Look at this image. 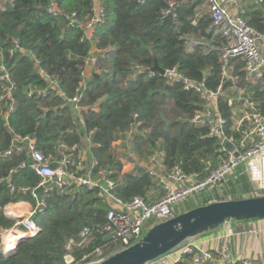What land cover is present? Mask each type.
Wrapping results in <instances>:
<instances>
[{"label": "trees", "instance_id": "1", "mask_svg": "<svg viewBox=\"0 0 264 264\" xmlns=\"http://www.w3.org/2000/svg\"><path fill=\"white\" fill-rule=\"evenodd\" d=\"M52 1L57 2L62 12L59 18L48 13ZM172 1L178 4L176 21L163 18L162 11L167 8L165 0H148L144 4L137 0H99L104 19L96 29L95 44L99 50L108 52L89 77L80 103L88 110L81 115L48 89V83L39 75L30 57L21 52L11 55L10 50L15 41L32 50L42 68L57 79L68 97H73L91 46L80 42L82 30L69 28L67 17L76 14L81 21L88 19L93 11L91 0H12L0 7V54L10 71L15 101L8 120L0 119V152L10 147L15 135L31 136L36 139L37 150L46 157L59 159L60 146L87 148L88 136L93 132L91 157L98 162L93 176L98 178L99 171L107 172V179L118 184L120 198L130 201L139 197L146 203L150 188L157 186L156 181L143 169L137 174H123L124 164L116 157V143L128 136H131V152L140 162H154L155 154H163L161 165L165 173L179 166L185 174L196 175L197 181H203L210 170L219 167L227 159L225 150L232 147L209 138L207 128L192 124L201 109L199 98L179 85H168L159 74H149L157 63L163 71L178 67L191 79L207 78L211 88H216L222 80L218 51L207 54L204 47H197L191 53L181 40L183 36H190L214 46L222 45L219 38L212 42V35L208 33L212 25L209 16L201 17L197 26L192 25L202 9V1ZM241 16L251 27L264 33L262 9L241 12ZM231 64L236 77L242 81L243 61L236 59ZM139 67L146 72L137 74ZM7 88L9 84L0 80V96ZM254 89L256 94L252 98L262 100V88ZM30 90L36 91L32 97L27 95ZM45 90H48L46 96L38 94ZM94 106L98 111L90 110ZM220 106L228 122L227 135L238 145L242 134L232 131V106L227 102ZM25 160L23 154L0 161V180ZM243 169L239 167L235 177H228L231 187L228 195L236 196L243 190L255 192ZM39 182L40 178L32 171L23 169L12 175L9 183L0 184V233L12 229L16 223L4 213V207L21 202L34 206L30 195L20 193L19 189L35 188ZM10 187L16 191L11 193ZM215 189L200 193L213 191L203 204L219 198ZM259 192V196H264V190ZM44 201L45 212L34 217L39 233L21 239L10 254H3L0 249V264H66L69 255L78 264L85 256L91 259L96 249L103 251L104 258L121 249L118 242L102 232L108 205L96 193L83 189L64 194L53 191ZM198 206H190L189 210ZM84 227L91 228L92 234L83 242L79 236ZM192 260L193 256L185 255L177 264H191Z\"/></svg>", "mask_w": 264, "mask_h": 264}, {"label": "built area", "instance_id": "2", "mask_svg": "<svg viewBox=\"0 0 264 264\" xmlns=\"http://www.w3.org/2000/svg\"><path fill=\"white\" fill-rule=\"evenodd\" d=\"M144 4L148 0H137ZM202 9L195 15L192 25L197 26L201 17L207 15L212 20V25L208 33L212 35V42L217 38L222 41L221 46H214L196 40L190 36H183L181 40L185 43L188 52H194L197 47H204L208 53L219 52V61L222 66V80L216 88L209 87L207 78L195 80L186 77L180 72L178 67L164 70L163 74L149 71V74L162 76L168 85H179L186 92L194 93L201 101V109L192 119V124L208 129V137L218 139L222 145H231L227 152V159L217 168L210 170L203 181H197L196 175H187L179 166H175L170 172L160 173L154 169H149L147 173L152 177L158 187L164 191V196L154 204L146 203L142 198L136 197L130 201H124L117 195L118 184L107 179V172L99 171L98 178L93 176L94 170L98 167L96 159L91 157L88 164L86 155L82 149L66 145L59 147L61 157L55 159L52 156L46 157L36 148V139L31 136L15 135L10 147L0 152V161H6L16 155H26L23 161L15 170H11L7 178L0 180V184L9 183L12 175L19 170L29 169L40 178V182L35 188L22 187L20 193L30 195L35 205H30V211L26 217L15 215L10 210L13 205L4 207V213L16 220L14 227L0 233V249L3 254H9L17 246L19 239L10 246L12 240L9 236L12 232L25 233L23 238L33 237L39 233V228L34 222V217L43 214L46 210L44 197L55 191L60 194L71 193L74 190H86L97 194L108 205L107 222L102 228V232L108 234L114 241L121 245V249L130 247L136 242L144 231L151 228L153 221L161 222L174 218V207L189 198L198 195L206 190L217 187L220 183L231 176L239 167H244L248 172L251 181L260 185L264 190V98L263 101L254 99L240 85L245 83L252 87L260 86L264 88V33L251 27L241 16V6L244 0H200ZM12 0H4V4ZM93 4L92 14L85 21L77 19L76 14L67 17V25L72 29H80L83 32L81 43H88L91 49L84 60L81 70V82L73 97H68L61 89L56 78H53L42 68V63L35 57L32 50L23 48L18 41L14 42L10 54L21 52L30 57L35 62L39 75L48 83V89L56 92L74 110L81 115L82 111L88 110L81 107V100L88 85L89 77L96 71L100 59L104 58L108 51L99 50L95 44V32L97 27L103 22L104 9L99 0H91ZM167 8L162 11L163 18L171 17L176 21V8L178 4L172 0H165ZM254 7L262 9L264 12V0H255ZM1 7V6H0ZM48 13L55 18L62 15L57 2L52 1L48 7ZM0 80L9 84V88L4 89L0 96V119L8 120L15 108V101L12 98V81L10 71L6 68L2 54H0ZM241 59L244 63V77L242 81L234 76V67L231 62ZM146 70L137 68L136 73L142 74ZM48 90L39 91L38 94L46 96ZM36 91L30 90L27 95L32 97ZM230 97L237 104L242 118L237 126L232 128L233 132L241 133L242 138L238 145L233 138L227 135L228 122L224 118L220 104L228 103L232 106ZM9 101V104L7 103ZM5 103L7 108L4 110ZM90 110L97 111V106ZM234 118L235 112L232 108ZM80 122L84 125V119L80 116ZM91 132L88 136V146L91 153L92 141ZM14 187H10V192L14 193ZM42 193V194H41ZM11 208V209H10ZM92 229L84 227L80 233V239L86 241L90 238ZM249 235L264 236V229H255L248 232ZM232 232L224 235H217L212 239L211 248H201L197 241L190 242L185 248L164 256L151 264H177L183 256L191 255V264H252L248 258L233 257L231 249ZM9 238V239H8ZM22 238V239H23ZM10 240V241H9ZM218 249L215 250V245ZM98 262L104 260L103 251L96 249L94 256ZM89 256H85L82 262H86ZM66 264H77L72 256L66 257Z\"/></svg>", "mask_w": 264, "mask_h": 264}, {"label": "water", "instance_id": "3", "mask_svg": "<svg viewBox=\"0 0 264 264\" xmlns=\"http://www.w3.org/2000/svg\"><path fill=\"white\" fill-rule=\"evenodd\" d=\"M152 72L163 74L164 71L155 63ZM156 159L159 161L158 157ZM259 220H264V196L214 201L155 223L130 247L95 264H151L192 241L232 232L237 224Z\"/></svg>", "mask_w": 264, "mask_h": 264}, {"label": "crops", "instance_id": "4", "mask_svg": "<svg viewBox=\"0 0 264 264\" xmlns=\"http://www.w3.org/2000/svg\"><path fill=\"white\" fill-rule=\"evenodd\" d=\"M255 0H244V2L242 3L241 6V12H246V11H251V9L254 10H258L259 8L254 7V2ZM244 67V66H243ZM243 70V69H242ZM234 76L235 75V71H234ZM245 84V83H243ZM246 88L243 87L247 93H249V95H251V97L256 94V92L254 91L255 87H252L251 85H247L246 84ZM261 92L264 93V88L261 89ZM264 98V96H263ZM232 99V108L235 112L234 118H233V127H236L238 122L241 120L242 118V114L237 106V104L235 103V101H233V97L230 98ZM259 100V99H258ZM261 102L263 101L260 100ZM98 111V108H97ZM131 136H128L126 138V140H120L116 143V152L122 148L126 146V142L128 141V139H130ZM131 142V141H130ZM84 150V153L86 155V159L87 162L89 164L90 159H91V153L89 151V146L86 148V146H84V148H82ZM156 157L159 158V161L156 159ZM163 154H155L154 156V162L151 160L150 162H144V161H139L138 159H135V157L133 156L132 153V160L134 161V165L132 167V169H130L129 171L126 169L127 165L129 166L130 164H125V162H123L122 159V163L124 164L122 173L123 174H127V173H135L137 174V172L139 171V169H143L144 171H148L149 169H154L157 172L160 173H165L164 168L162 167V158ZM156 162V163H155ZM249 180L251 181V179L249 178ZM252 183V182H251ZM219 187L222 188V185L218 186L214 191H217L218 197L220 198V200H238V199H246V198H251L253 196L252 192H247V191H242L241 193H239L236 196L233 195H228V191L229 189H227L226 194L225 195H221L219 193ZM253 188V187H252ZM225 192V190H223ZM211 193H213V191H210L204 195L200 194L195 196L193 199L190 200L189 206L188 205H176L174 207V213L175 215H180L184 212L189 211V207L190 206H196L199 205L200 206H204L208 203L214 202V201H219V198H211L208 200V203L203 204L204 201L206 200L205 198L210 195ZM164 196V191L163 189H161V187L158 186H153L150 188L148 196L146 198V201L148 204H154L155 202H157L158 200H160L162 197ZM205 199V200H204ZM22 207H24V212H22V216L26 217V215H28L29 211H30V205L29 204H22ZM14 208H16V206H14ZM12 208V209H14ZM197 208V207H194ZM192 208V209H194ZM11 209V208H10ZM249 224L247 227H242L243 225ZM154 224H152L153 226ZM151 226V227H152ZM255 229H264V220H259V221H253L250 223H244V224H237L233 227L232 233L233 236L231 238V249H232V255L233 257L236 256H241V257H245L248 258L252 264H264V236H260V237H255V236H251L248 234L249 231H253ZM227 232H222V233H218L215 235H210V236H206L203 238H200L197 240V242L199 243V245L201 246V248H211L212 246V239L217 236V235H224ZM16 234H22L21 237H17ZM12 235L15 238V242L18 241L19 239H22L23 235H25V233L18 231L17 233L12 232ZM218 245L216 244L214 249L217 250L218 249Z\"/></svg>", "mask_w": 264, "mask_h": 264}, {"label": "rangeland", "instance_id": "5", "mask_svg": "<svg viewBox=\"0 0 264 264\" xmlns=\"http://www.w3.org/2000/svg\"><path fill=\"white\" fill-rule=\"evenodd\" d=\"M5 4H4V0H0V6L1 7H3ZM230 98H232V97H230ZM232 100V99H231ZM83 150V149H82ZM84 151V150H83ZM116 157L118 158V160H121L122 161V159H123V162H125V164H130L129 166L127 165L126 167V169L129 171L130 169H132V167H133V165H134V161L132 160V152H131V143H130V139H128V141L126 142V146L123 148V150H122V148H120L117 152H116ZM122 158V159H121ZM245 170V171H244ZM237 171L238 170H236L230 177L231 178H233V177H235V175H236V173H237ZM243 173H244V175H246L247 177H249L250 178V176H249V174H248V172L246 171V169H243ZM251 179V178H250ZM228 180H230V179H226V183H224V182H222L221 184H219L218 186H220V185H222V188L221 187H219V193L222 195H225L226 194V191H227V189H231V187L229 186V182H228ZM252 181H250V183H251ZM252 184V187H253V190L255 191V192H252V195L251 196H253V197H257V196H259V195H261V193L259 192V190H262V188L260 187V185L259 184H257V183H254V182H252L251 183ZM217 186V187H218ZM216 187V188H217ZM223 190H225V192L223 191ZM202 195H204V194H202ZM195 196H197V195H195ZM195 196H193V197H191V198H189L188 200H186V201H184V202H182V203H180L179 204V206L180 205H188L189 206V203H190V200L191 199H193ZM195 199V198H194ZM22 202L21 203H18V204H16V205H13V208H14V206H16V208H14V209H11L10 210V212H12L13 214H15V215H21L22 214V212H24V207H22ZM155 223H157V222H155ZM154 223V224H155ZM9 238H14V236L13 235H11V236H9ZM14 249V248H13ZM98 258H91V259H88L86 262H80V263H78V264H95L96 262H98Z\"/></svg>", "mask_w": 264, "mask_h": 264}, {"label": "bare ground", "instance_id": "6", "mask_svg": "<svg viewBox=\"0 0 264 264\" xmlns=\"http://www.w3.org/2000/svg\"><path fill=\"white\" fill-rule=\"evenodd\" d=\"M21 235H22V234H16L17 237H21ZM8 239H9V238H8ZM10 239L12 240V243L10 244V246L13 247V246H14L13 243H15V238H10ZM9 241H10V240H9ZM14 249H16V247H15ZM14 249H13L10 253H12V252L14 251ZM10 253H9V254H10Z\"/></svg>", "mask_w": 264, "mask_h": 264}]
</instances>
